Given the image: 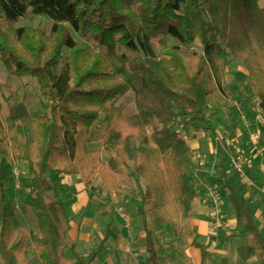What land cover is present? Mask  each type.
I'll return each instance as SVG.
<instances>
[{
	"label": "trees",
	"instance_id": "1",
	"mask_svg": "<svg viewBox=\"0 0 264 264\" xmlns=\"http://www.w3.org/2000/svg\"><path fill=\"white\" fill-rule=\"evenodd\" d=\"M27 13L50 20L51 30L16 27ZM170 38L177 43L169 44ZM196 40L200 51L192 49ZM0 61L9 74L34 79L41 109L32 116L24 95L1 85L7 109L4 113L0 103V264H31L27 241L39 264H89L100 253L110 223L87 256L74 247L70 258L64 253L71 228L69 204L59 194L64 175H79L85 186L97 175V194L120 197L124 188L132 191L144 232L145 264H192L184 247L168 253L162 247V239L176 235L166 201L186 221L196 197L187 174L193 149L172 127L179 119H186L194 133L211 134L218 175L208 181L227 191L235 236L246 240L237 253L242 260L254 256L256 264H264V228L245 197L247 189L255 188L230 172L207 119L211 101L214 115L233 128L237 101L247 106L255 98L264 115V6L258 0H0ZM231 61L243 63L247 71L241 99L222 88ZM128 92L135 104L130 114L115 103ZM100 119L104 129L94 135L91 128ZM146 135L155 149L143 145ZM94 141L107 161L87 148ZM22 162L28 175L20 181L25 191L21 208H30L32 229L19 224L7 187L14 165ZM116 208L113 202L97 203L95 213L111 220ZM192 244L200 249L199 264H213L202 245ZM114 264H120L117 257ZM219 264H227L226 259Z\"/></svg>",
	"mask_w": 264,
	"mask_h": 264
},
{
	"label": "rangeland",
	"instance_id": "2",
	"mask_svg": "<svg viewBox=\"0 0 264 264\" xmlns=\"http://www.w3.org/2000/svg\"><path fill=\"white\" fill-rule=\"evenodd\" d=\"M258 4L263 7L264 0H258ZM38 25L44 26L49 32L51 30L52 22L45 17L32 16L30 13H27L26 17L21 18L15 24L16 27L29 26L33 28H36ZM74 38L78 42L83 41V39L76 34H74ZM168 43H177V41L170 38ZM192 49L198 51L202 49L199 40H196L193 43ZM68 53V48L64 47L62 49V55L66 56ZM228 58H231V56L228 55ZM246 76L247 71L243 63L231 61L224 70L222 88L225 93L228 96L235 98L240 97L241 99L244 95L241 88V82L244 81ZM5 83L10 84L12 89L17 91L20 95H24L27 109L32 116L40 113L41 109L37 102L36 83L34 79L28 76L17 77L9 74L3 63L0 61V103L2 104L4 113H6L7 107L2 98L4 90L1 88V85ZM115 103L120 105L127 114L135 111L134 95L131 92L118 98ZM236 105L238 112L237 125L235 128L231 127L226 119H220L214 115V103L212 101L209 103L210 110L207 114V119L215 127L218 139L224 150L225 162L230 172L239 176L247 184L253 183L256 185L255 187L258 188L255 192L250 190L251 196L246 197L253 204L255 212L258 213V209L261 205H264V125L260 126L256 117H258L257 115L264 117V115L257 109V100L255 98L247 106H244L241 101H237ZM104 126L105 124L100 119L96 125L91 128V133L99 135L104 129ZM172 127L180 132L191 146L194 145L191 162L187 168V174L196 190V197L192 204L194 208L201 209L202 214L199 218L201 221L190 224L188 220L183 221L181 219L180 213L177 211L176 207L167 200L166 209L171 221V226L176 230V235L173 238H167L166 240L161 238L163 243V253H168L176 247H184L185 250L189 251V249L191 250L193 247L190 242L196 241L201 243L202 238L198 230H200L202 223L205 224L204 231L206 230V232H208L210 239L215 240L216 238L218 241H221L227 236L226 233L233 231V224L230 221L232 212L231 210L230 212H227L226 209L228 204L226 199L227 191L221 187H215V185H212L208 181V177L218 175V170L215 166L214 150L211 145V134L208 131H201L199 133L192 132L186 123V119L175 120ZM257 129L260 130V136L257 139L258 142L253 144L251 137ZM147 136L149 137V135H146V139L145 137L143 139V145L149 149H155V145L151 139L148 140ZM193 138H195L194 144L192 143ZM135 144V141H131L132 146ZM255 147L257 150H255ZM87 148L93 150L103 161L108 160L107 154L99 148V141L89 143ZM232 159H234L239 165V172L234 168ZM14 167L15 172L13 180L7 185V187L11 188L13 191V199L19 224L26 229H32L34 228V218L30 208L27 206H24V209L21 208L25 191L21 188L20 181L22 177L28 175L27 166L25 162H22L16 163ZM45 177L50 178L51 175L46 174ZM63 179L65 180L66 178L63 176L62 181ZM252 179L258 180V183H254ZM99 181L100 179L96 175L91 185L85 186V191L87 192L89 199L85 202V205H83V211L79 212L71 208L69 209L73 231L76 230V227L80 225L81 221L84 220L85 222V225L82 227L86 232L85 236L86 239L88 238V241L83 242V244L78 247V252L83 256H87L96 246L99 245L101 239L106 233V225L109 220H101L100 215L93 212L92 206L99 202H113L117 205V213L114 219L115 223L121 226L122 229L127 228V231L129 230V232H127V247H129V250L125 252V255L120 253L119 256L122 257L123 260L126 259L125 264H143V252L141 249L144 245V232L141 228L140 220L136 216L134 206L131 203L132 191L128 188H124L120 197H117L114 192L103 191L97 194L95 189ZM213 190L217 191L219 194L218 205H215L211 201L210 194ZM248 192L249 190L247 189V193ZM59 194L63 200L68 202V204H72L75 192L69 188L68 184H63ZM125 217L128 218V220L125 221ZM73 236L74 234L72 232V234H68L65 239L67 248L64 253L68 258L72 256L71 249L74 247L75 250L78 233L76 237ZM27 244L28 261L31 264H39L35 251L29 244V241H27ZM110 245V249L104 254V256L108 255L109 257L108 259L105 257L103 263L106 264H113L115 260V252L112 244ZM106 246L107 243L101 250L100 254L105 250ZM218 261L219 259H217V262ZM191 263H193V261H191ZM207 263L209 264V261H207ZM212 263L214 264L215 262L212 260Z\"/></svg>",
	"mask_w": 264,
	"mask_h": 264
},
{
	"label": "crops",
	"instance_id": "3",
	"mask_svg": "<svg viewBox=\"0 0 264 264\" xmlns=\"http://www.w3.org/2000/svg\"><path fill=\"white\" fill-rule=\"evenodd\" d=\"M147 138H148V140L150 139L148 136H147ZM194 139L195 138L192 139L193 144L195 141ZM193 146L194 145L191 146L192 149H193ZM64 177L66 179L65 180L63 179L62 182L68 184L69 188H71V190H73L75 192L72 204H69V209L71 208V209L77 210L79 212L83 211V205H85V202L88 201V199H89L88 194L85 191L84 183L79 180V178H80L79 175H64ZM67 178H69V179H67ZM254 178L256 179L255 176H254ZM252 180L254 183H258V180H254V179H252ZM248 185L250 187L255 188L254 191L258 190V188L255 187L256 185H254L253 183L248 184ZM247 196H251L250 190L248 193L246 190L245 197H247ZM226 199L228 202L226 209H227V212H230V210L232 212V217H231L230 221L233 224L232 225L233 231L230 233L229 232L226 233V235L227 236L234 235V236H232L230 238L222 239V241H218L216 238H215V240L210 239L208 232H206V230L204 231L205 224L202 223L200 230H198L199 234L202 238V241H201V243H198L196 241H194V242L202 245L203 248L206 249L211 254L212 260L215 262L214 264H219L218 262H220V260L223 258L226 259L227 264H256L257 262H256V258L254 256L247 258L245 260H242L237 253V248L244 245L246 243V240L243 237L235 236L236 232L234 231V225H235L234 209L231 205V202L228 198V195L226 196ZM193 200H192V202H193ZM192 202H191L190 216L187 219L190 222V224L197 223V222L201 221L199 218L202 214V210L199 208H194ZM96 204L97 203H95L92 206L94 213H95ZM116 213H117V208H116L114 215H113L111 220L107 216H100L101 220H107L108 219L109 220L108 223H110L109 227H108L109 236L106 240L107 246L105 247V250L101 254L99 253L89 264H106V263H103L105 261V257L107 259L109 257H108V255L104 256V254L108 249H110V246H111L110 244H112L113 250L115 252V257H117L119 259L120 264L126 263V259L123 260L122 257L119 256V254L121 253L122 255H125V252H127L129 250V247H127V244H128L127 243L128 242L127 232H129V230L127 231V228L122 229L121 226H119L118 224L115 223L114 219L116 217ZM121 215H124V214H121ZM255 218H256V222H257L259 228H264V205H261V207L258 209V213L255 212ZM112 220H113V222H112ZM124 220L126 221V220H128V218L125 217ZM70 225H71V221H70ZM84 225H85V222L83 220V221H81L80 225L76 227L75 231H73V227L71 225V228L68 232L69 235L72 234V232H73V234H74L73 237H76L77 233H78L77 244L75 246V251H77V252H78V247L81 244H83V242L88 241V238L86 239V236H85L86 232L83 230V227H82ZM106 227H107V225H106ZM106 243H105V245H106ZM190 243L192 244V242H190ZM192 246H193L192 248L190 247L191 250L190 249H189V251L186 250V253L190 257V260L193 261L192 264H199L202 261V255H201L200 249L198 247L194 246L193 244H192ZM141 251L143 252V262H144L143 264H145V248H144V245L142 246ZM217 259H219L218 262H217ZM114 262H115V260H114ZM206 264H208V263L206 262Z\"/></svg>",
	"mask_w": 264,
	"mask_h": 264
},
{
	"label": "built area",
	"instance_id": "4",
	"mask_svg": "<svg viewBox=\"0 0 264 264\" xmlns=\"http://www.w3.org/2000/svg\"><path fill=\"white\" fill-rule=\"evenodd\" d=\"M257 116H258V118H259L261 124H264V117H262V116H260V115H257ZM259 136H260V130L257 129V130L252 134V137H251V138H252V143H253V144H256V142H258L257 139L259 138ZM255 150H257L256 147H255ZM232 164L234 165V168L239 172V171H240V167H239V165L237 164V162H236L234 159H232ZM210 195H211V196H210L211 201H212L215 205H218V199H219V194H218V192L215 191V190H213V192H212Z\"/></svg>",
	"mask_w": 264,
	"mask_h": 264
},
{
	"label": "bare ground",
	"instance_id": "5",
	"mask_svg": "<svg viewBox=\"0 0 264 264\" xmlns=\"http://www.w3.org/2000/svg\"><path fill=\"white\" fill-rule=\"evenodd\" d=\"M146 139V138H145Z\"/></svg>",
	"mask_w": 264,
	"mask_h": 264
}]
</instances>
